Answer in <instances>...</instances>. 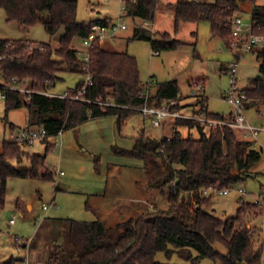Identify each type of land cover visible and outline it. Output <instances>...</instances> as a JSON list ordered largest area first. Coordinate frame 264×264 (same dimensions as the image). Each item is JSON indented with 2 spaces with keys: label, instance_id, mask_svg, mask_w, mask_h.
I'll return each instance as SVG.
<instances>
[{
  "label": "trees",
  "instance_id": "trees-1",
  "mask_svg": "<svg viewBox=\"0 0 264 264\" xmlns=\"http://www.w3.org/2000/svg\"><path fill=\"white\" fill-rule=\"evenodd\" d=\"M125 2L128 16L154 21L159 0ZM245 3L254 4V33L264 35V6L256 4V0H178L174 9L175 29L183 23L208 20L213 35L229 47L233 19L243 12ZM0 8L9 23L18 22L25 30L43 24L48 34L59 41L54 46L0 39V56H5L0 59V74L6 83L29 80L32 88L50 91L63 80V73L92 76L84 93L86 101L41 94L27 100L20 92L6 91L7 113L27 107L28 123L34 128L45 127L51 137L60 130H76L88 120L106 116H116L121 129L129 117L139 114L132 107L145 104L161 107L171 100L179 101V110L192 106L194 115L225 118L208 112L203 95L195 97L201 106L199 110L195 104L181 105L177 80L158 83L156 90L149 87L146 100L142 92L147 85L141 80L137 58L127 52L110 51L99 41L88 50L90 61L84 65L75 48L76 42L88 37L95 24H109L111 20L78 21V0H0ZM131 39L149 41L155 51H172L182 45L168 32L157 37L143 27H137ZM31 44L40 45L43 50H29ZM257 59L260 74L245 89L249 99L246 107L251 102L264 105V48L257 51ZM200 81L204 88V82ZM84 84L85 80L79 82L71 94H76ZM178 126L188 128L189 135L183 136L177 129L171 137L158 139L144 131L137 136L132 150L114 149L116 154L144 161L147 178L144 185L149 191L169 187L168 207L131 217L114 228H107L100 220H69L73 249L68 251L57 244L46 264H163L155 260L158 252L167 255L176 252L191 264H200L206 258L221 264H261L262 250L256 247L247 221L252 214H259L261 205L247 202L235 216L223 220L207 211L213 195L202 197L200 191L210 186L231 187L244 181L261 160L262 152L251 141L238 139L237 130L230 126L214 129L186 118H179ZM10 128L14 131L19 127L11 124ZM195 128L198 137L192 136L191 129ZM46 144L49 151L53 144L50 139ZM24 158L30 163L29 168L19 169L12 164ZM12 177L54 180L55 174L47 165L46 155H27L22 146L4 142L0 150V209L5 207L7 183ZM217 244H222L227 252L217 250ZM5 264H25V259L12 258Z\"/></svg>",
  "mask_w": 264,
  "mask_h": 264
},
{
  "label": "rangeland",
  "instance_id": "rangeland-1",
  "mask_svg": "<svg viewBox=\"0 0 264 264\" xmlns=\"http://www.w3.org/2000/svg\"><path fill=\"white\" fill-rule=\"evenodd\" d=\"M202 1V0H198ZM215 2L216 0H203ZM258 5H264V0H257ZM178 0H159L155 19L144 25V20L133 18L127 15V10H122L120 0H78L77 19L80 22H90L101 19H110L111 22H124L127 29L119 31L115 37H110L106 41L105 48L108 50L127 52L137 58L140 77L144 84L150 81L154 75L156 90L158 83L177 80L182 101L184 104H195L196 110L200 109L197 99L191 96L193 91L192 82L202 80L204 88L201 95L207 99L208 112L227 116L232 113V107L225 101L226 90L229 87V78L225 73L226 68L235 60L236 55L222 39L213 35L211 23L208 20H201L193 23H183L179 29H175L174 15L170 10L171 5H175ZM249 11L240 14L244 22L249 23L252 18L253 4L247 3ZM153 23V24H152ZM137 27L148 29L153 35L160 37L162 33L168 32L173 39L182 42L177 49L172 51H160L161 56H153L151 43L146 40H132ZM0 39L3 40H28L37 43H51L54 46L59 45L57 39L52 38L43 24H38L29 30H25L18 22L9 23L5 11L0 8ZM231 43V38H230ZM78 51L84 52L86 49L82 42L75 44ZM239 87L247 89L251 79L260 74V62L257 59V53H246L239 60ZM63 80L50 90L51 93L63 94L72 93L78 83L85 80V76L79 73H63ZM194 80V81H193ZM202 84V82L200 81ZM258 105L259 108L257 106ZM245 115L247 120L254 126L264 125V105L251 102ZM28 108L12 110L7 113L5 100H0V150L4 142H12L9 138L11 124L23 128L28 122ZM138 117V116H137ZM133 117L128 127L124 130L133 129L136 125ZM179 130L183 136H188V129ZM146 133L152 138L163 139L172 136V128L148 127ZM193 137H198L197 129H191ZM237 138L248 140L253 143L256 150L264 153V132L260 133L257 139L245 137L238 130ZM45 146L37 143L32 147H23V150L31 153L44 154ZM261 160L252 168L251 176L244 181L231 186L233 189L229 194H215L207 211L215 216L226 220L230 216H235L240 208L239 189H244L246 195L244 200L253 203L260 197L264 198V155ZM27 154V153H26ZM30 155V154H27ZM51 151L48 152L47 165L55 174L54 180H40L32 178L12 177L7 183L6 204L0 209V264H5L10 259H32L40 257L46 251V247L51 243L48 232L40 233L37 238L39 252L28 256V249L17 246L14 237L19 236L24 241L33 238L39 221L48 215V218H70L79 222H92L100 220L107 228H114L119 223L131 217H137L148 211L160 208L166 209L168 203V189L163 191H148L140 185L147 183V178L135 179L130 176L128 171L111 169L109 176L108 195L104 200L88 199L86 196L72 194L63 186L58 166H50L52 158ZM49 163V164H48ZM12 164L19 169L29 168L30 163L27 158L22 162L13 161ZM54 164V163H53ZM54 167V166H53ZM59 169L57 176L56 171ZM137 176V175H136ZM135 179V180H134ZM140 180V185L136 183ZM260 202V201H259ZM52 203L59 207V211L51 208ZM260 202L259 204H261ZM31 206V207H30ZM49 207L45 210L44 207ZM151 206V208H150ZM259 214H252L248 218L249 225L253 231V241L257 248L262 250V262L264 264V204L258 207ZM14 220V224H11ZM53 243V242H52ZM65 241L61 244L65 245ZM68 243V242H67ZM71 249L72 245H68ZM64 248V246H63ZM170 249L176 251L172 245ZM217 250L226 253L227 250L222 244L216 245ZM66 249V245L65 248ZM194 255H197L194 252ZM155 260L163 264H191L190 261L183 259L176 252L167 255L165 252H158ZM30 261V260H28ZM27 264V262H25ZM200 264H221L212 259L206 258Z\"/></svg>",
  "mask_w": 264,
  "mask_h": 264
},
{
  "label": "crops",
  "instance_id": "crops-1",
  "mask_svg": "<svg viewBox=\"0 0 264 264\" xmlns=\"http://www.w3.org/2000/svg\"><path fill=\"white\" fill-rule=\"evenodd\" d=\"M257 2L258 1L256 0V4H258ZM246 4L247 3L242 4L243 12L249 11V8L246 6ZM253 7L250 9L251 11H253ZM174 9L175 5H171L170 10L172 11L173 15ZM106 43L107 41L103 45L105 46ZM257 51L258 50H255L253 51V53H257ZM158 52V54H155V50L153 49L152 55L156 57L161 56L160 51ZM154 78V75H152L150 81L147 82L146 85H148L149 83L151 84L152 88H154ZM224 99L226 101V94ZM181 105L186 104L181 101ZM254 106H257L259 108L258 105L254 104ZM249 107L250 106H247L246 110ZM180 112L185 115H193L194 109L192 106H186L182 110H180ZM231 115L232 113L225 116V118H230ZM134 116H138L134 120V124L136 125V127L134 126L133 129L130 128V130H124L125 127H128L130 120ZM148 127L161 128L163 130L168 127L172 128L173 132L179 129L178 119H175L173 117L166 118L160 127H154L151 124L150 118H146L141 116L140 114H137L129 117L125 121L122 128L119 129L117 125V117L106 116L88 120L81 124L76 130H67L64 131L62 135L52 137L50 141L53 144V147L49 151H47V144L42 143L45 146L44 154L31 153L29 151L25 152L30 155H46L47 161L48 152L51 151V153L53 154L52 158L54 160H51L50 166L52 168L58 166L61 170H63L60 171V176H62L61 181L66 191L75 195L86 196L88 197V199L90 198L93 200H104L108 195L109 176L111 173V169H123L124 171H128L130 176H135V179H141L143 177V174L145 175L143 160L116 154L114 149L119 148L122 150H132L135 145L137 136L146 131ZM181 128L186 127L181 126ZM169 137L170 136H168L167 138ZM158 138L162 137L160 136ZM96 157H98L99 159L98 164L96 163ZM58 172L59 169L58 171H56L57 176L59 174ZM140 182L142 181H136L138 185H140ZM140 186L143 189L148 190L145 185L142 184ZM52 204L56 206L55 203ZM54 209L56 211H59L60 208L58 207V209ZM69 220L73 219L61 217L48 218V215H44V218L39 221V227L37 228L35 235L33 236V243L31 247L28 248V256L32 257V253L39 252V247L42 244L39 243V247L36 245V248L34 246L35 243L37 244V238H39L40 233L44 231L48 232L51 238V243L48 245V247H46V251L44 253H41L42 255L40 257H33L32 259H27V257H25V262H27V264H37L38 262H44L45 264L48 263L52 253L54 252L55 246L57 244H61V242L63 241L66 242V250L71 251L72 249L68 246L70 245ZM65 245L62 244L64 248ZM17 246L20 248H24V246L21 244H17Z\"/></svg>",
  "mask_w": 264,
  "mask_h": 264
},
{
  "label": "built area",
  "instance_id": "built-area-1",
  "mask_svg": "<svg viewBox=\"0 0 264 264\" xmlns=\"http://www.w3.org/2000/svg\"><path fill=\"white\" fill-rule=\"evenodd\" d=\"M123 4L122 10L126 11V2L125 0H120ZM134 1V0H133ZM195 1V0H193ZM148 22L144 21V25H147ZM255 23L251 20L249 23L244 22L242 16L238 15L233 19V31L231 35V43L229 48L235 52L236 60L226 68V74L229 78V87L226 90V101L232 107V118H211L208 116L200 115H185L180 112L178 109L179 101L171 100L170 102L164 103L161 107L149 106L145 104L142 107H132V109L139 112L143 117H148L151 120V124L154 127H160L163 121L168 117H173L175 119L186 118L199 120L203 123H206L214 129H222L224 126H230L236 130L243 133L245 137H252L257 139L259 134L264 132L263 126H254L246 118V104L249 102V99L245 93L244 89L239 87V60L246 54L264 48V35L254 33ZM127 29V25L124 22H110L109 24H95L92 28L90 35L83 40L82 46L86 49L84 52L78 51V55L82 60L84 65H87L90 61V55L88 50L95 41H99L101 44H104L106 40L110 37H115L119 31ZM38 48L43 50V47L40 45L31 44L29 50ZM158 51H155V54H158ZM5 56H0L4 58ZM92 76L89 74L85 79V84L82 88L76 93L71 94L65 92L63 94H54L50 91L37 90L30 86L29 80H24L19 82L13 80L10 83L5 82L4 76L0 74V100L6 99V91H17L20 92L27 100H31L34 94H41L51 97H59L72 100H81L86 101L84 93L86 92L87 86L91 84ZM193 91L191 96L199 97L201 96V90L203 89V84L199 81L192 82ZM149 87L151 84L148 83L146 90L142 92V95L145 96L146 100L148 98ZM63 130H60L58 135L63 134ZM9 138L13 143L22 146V147H32L37 143H46L47 140L52 137L48 134V131L45 127L34 128L30 123H26L23 128L11 131ZM263 153V152H262ZM264 155V153H263ZM175 185V183H174ZM232 187H219V186H210L203 188L200 191L202 197L215 195V194H229L232 191ZM238 193L240 194V204L243 205L248 201L244 200L246 192L244 189H239ZM264 204V198L260 197L255 200L254 204H259L260 202ZM261 203V204H262ZM260 204V205H261ZM194 207H197V204H194ZM51 208H57L54 204L51 205ZM45 210H48L49 207H44ZM11 224H14V220L10 221ZM17 244L23 245L26 249L30 248L33 243V238L28 240H23L19 236L14 237ZM37 264H45L44 262H38Z\"/></svg>",
  "mask_w": 264,
  "mask_h": 264
}]
</instances>
